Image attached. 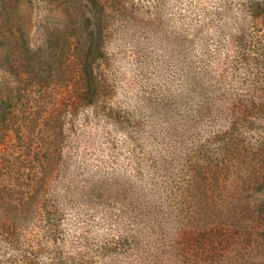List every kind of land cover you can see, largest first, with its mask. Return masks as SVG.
I'll return each mask as SVG.
<instances>
[{"label":"rangeland","instance_id":"1","mask_svg":"<svg viewBox=\"0 0 264 264\" xmlns=\"http://www.w3.org/2000/svg\"><path fill=\"white\" fill-rule=\"evenodd\" d=\"M96 1L0 0V264H264V0Z\"/></svg>","mask_w":264,"mask_h":264},{"label":"trees","instance_id":"2","mask_svg":"<svg viewBox=\"0 0 264 264\" xmlns=\"http://www.w3.org/2000/svg\"><path fill=\"white\" fill-rule=\"evenodd\" d=\"M86 3L89 11L92 9L94 12L90 13L87 17V20L93 19L95 14L102 13V6L98 5L99 3L96 0H84ZM116 6H118V3H116ZM264 10V6H262V11ZM95 40V38H93ZM92 40V41H93ZM94 59H82L81 65H82V81H83V88L87 90V93H83L81 97L79 98V101L83 104L89 103L92 99L95 98L98 95V90H99V85L98 82L96 81L95 75H94V66H93ZM58 122V121H56ZM57 136L58 140L55 146H53L52 154L53 157L51 159H46L45 160V165L43 167L42 173L45 174L44 177L39 178V180L36 182V185L38 186L37 189L38 191H42L44 186L47 185V180L52 177V173L55 170V167L58 165V161L61 157V152L63 149L62 143H63V136H62V126L61 123H57ZM32 161H22L19 165V168L17 170V177L18 181H16V185H23L26 184L25 182V177H29L31 171L25 172L24 169L21 170V168L27 169L29 166H31ZM27 164V165H25ZM26 166V167H25ZM32 169V166L30 167ZM33 173V172H32ZM250 183L246 189H243V192H247V190L250 189L251 187ZM258 185L257 183L252 184V186ZM253 187V188H255ZM252 188V190H253ZM104 191H101L100 196L102 197V193ZM253 212V211H252ZM254 213V212H253ZM139 216H142V214L137 212ZM186 216L190 219L192 218L193 220H213L216 215L211 213L209 209L202 208L200 206L192 207L186 212ZM212 222V221H211ZM206 224V223H205ZM207 225V224H206ZM264 226V225H263Z\"/></svg>","mask_w":264,"mask_h":264}]
</instances>
